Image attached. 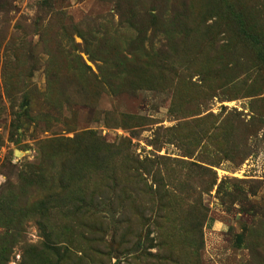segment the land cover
<instances>
[{"label": "rangeland", "instance_id": "374dc122", "mask_svg": "<svg viewBox=\"0 0 264 264\" xmlns=\"http://www.w3.org/2000/svg\"><path fill=\"white\" fill-rule=\"evenodd\" d=\"M263 48L264 0H0V264H264Z\"/></svg>", "mask_w": 264, "mask_h": 264}, {"label": "trees", "instance_id": "16d2710c", "mask_svg": "<svg viewBox=\"0 0 264 264\" xmlns=\"http://www.w3.org/2000/svg\"><path fill=\"white\" fill-rule=\"evenodd\" d=\"M244 8V7H243ZM243 11H245V10H243ZM244 33V32H243ZM245 34V33H244ZM258 34H259V32H257V34H255V40H259V41H261L260 40V37L258 36ZM244 46V45H243ZM245 47V46H244ZM246 48V47H245ZM236 48H235V46L234 45H232V44H229V43H227V44H223L222 45V52H223V60H222V62H227V61H229L232 57H233V55H234V50H235ZM264 49V48H263ZM237 60H239V59H237ZM236 65V64H235ZM222 70V69H221ZM192 164H195V163H192ZM197 168H199V171L201 172V173H203L202 175H204L207 171H210L209 169H207V168H205V167H202L201 165H197ZM53 249V251L58 255V253H59V251H60V247H54V248H52ZM41 263L43 264V258H41ZM31 264H36V262H31Z\"/></svg>", "mask_w": 264, "mask_h": 264}]
</instances>
